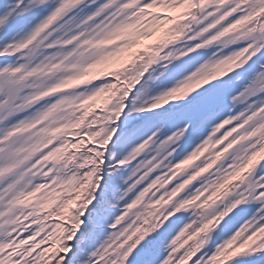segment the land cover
I'll return each instance as SVG.
<instances>
[{"label": "snow or ice", "instance_id": "1", "mask_svg": "<svg viewBox=\"0 0 264 264\" xmlns=\"http://www.w3.org/2000/svg\"><path fill=\"white\" fill-rule=\"evenodd\" d=\"M0 264H264V0H0Z\"/></svg>", "mask_w": 264, "mask_h": 264}]
</instances>
